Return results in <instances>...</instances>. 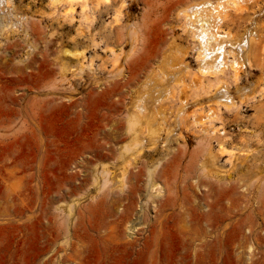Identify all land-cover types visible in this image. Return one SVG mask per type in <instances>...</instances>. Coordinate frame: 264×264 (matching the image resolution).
I'll list each match as a JSON object with an SVG mask.
<instances>
[{
    "label": "rangeland",
    "instance_id": "obj_1",
    "mask_svg": "<svg viewBox=\"0 0 264 264\" xmlns=\"http://www.w3.org/2000/svg\"><path fill=\"white\" fill-rule=\"evenodd\" d=\"M194 1L85 0L75 2L69 8L66 3L52 7L49 0H12L11 20L20 26L24 24V27L17 25L19 28L15 26L4 31L0 28V264H43L56 251L70 249V245L77 241L82 242L79 264H264V243L257 244L253 238L247 242L243 236L244 233L251 235V231L244 227L249 223L254 224L264 236V52L260 53L255 45L259 41L252 48L253 68H244L239 87L232 85L230 88L234 105L230 110L221 105L222 115L215 122L220 133H211L210 137L203 133V136L199 130L189 128L188 123H185V127L181 117L177 122L178 101L167 100L169 105L165 101L160 102L162 105L157 103L160 93L165 95L174 81L197 72L195 50L189 49L191 44L183 31V20L177 15L189 2L192 4ZM123 2L126 3L121 7ZM246 6L248 8L245 12L231 14L225 28L230 29L239 39H244L242 34L248 31L249 34H259L262 41L264 0H248ZM175 7H180L178 12ZM7 10H4L6 15L9 12ZM15 15L16 19L13 17ZM232 16L233 20H237L236 23L231 19ZM140 25L145 27L142 29ZM130 26L134 31L135 28H141L136 31L137 36L128 28ZM155 28L160 32H156L158 29ZM142 30L150 33L143 35ZM154 34H159V37ZM257 35L254 37L258 38ZM131 39L132 44L129 43ZM151 39L162 48L167 44L165 48L171 49L164 51L157 43L154 45ZM159 39L165 40L164 45ZM143 43L147 44L146 47H142ZM11 45H14L13 49ZM155 46L162 54H156ZM137 48L140 54H137ZM141 50L151 56L147 59L142 52L146 62H143L145 58L140 57ZM177 51H186L187 54ZM129 53L138 55L141 63H145L143 69H140L141 63H138L136 56L137 64L135 57V60L130 61L132 56ZM156 58L158 61L154 60ZM159 58L165 61L160 62ZM44 59L49 63L41 62ZM172 59L178 61V65L172 64ZM62 63L67 67L64 73ZM127 63L132 64L131 67L137 71H133ZM159 63L166 65H162L163 68ZM170 64L175 65L174 68ZM152 68L156 70L155 75ZM147 74L155 76L154 79L151 77L150 81ZM158 76L163 83L158 81ZM252 86L257 88L253 90ZM186 94L187 116L197 111V108L200 111L212 104L207 98L194 99L190 90ZM138 98H143L144 105L150 110L153 107L152 111L160 107L163 110L162 114L157 115L160 120L164 111L169 109L166 114L169 113L173 118V133L166 139V134L161 132L162 138L154 140L156 145H152L151 139L144 138V150L140 158L132 161V173L143 168L147 174L145 168L149 164L148 168L155 169L158 175L165 174L175 188L165 186V181L163 183L161 180L153 190H149L147 176H144L139 183L140 192L133 197V215L134 218L140 213L145 215L134 232L121 228L118 235L112 236L120 241H113L107 235L111 234L115 210L107 202L102 203L103 193L99 192L98 183L91 179L95 178V169L100 167L102 161L112 174L109 177L112 189L108 199H117L124 194L121 188L123 158L119 157L121 143L118 141L127 139L128 114L133 111L132 106ZM198 142L203 146H199ZM105 144L108 148L112 147L113 151L104 149ZM221 146L227 152L221 154ZM205 147H208L206 151L211 152L213 164H216L213 165L214 169L211 165L207 175L202 172L204 151L201 149ZM105 153L106 160H100L99 157ZM132 182V187L137 185L135 179ZM129 186L130 189H125L127 193L132 191ZM222 189L228 190V196L224 195ZM125 203L128 204V201ZM214 203V215L200 219L201 212L207 213ZM233 203L234 221L231 222H237L234 228L232 223L229 225L230 221H225L221 227H211L216 213L233 206ZM181 206L184 210H180ZM124 208L121 206L118 213ZM183 223L186 225L183 226ZM202 230L208 232L206 245L198 241L190 244V236ZM138 232L140 235H137ZM66 236L70 239L69 247L65 245ZM135 236L137 240H134ZM130 240H134L132 243L135 244H127ZM74 248L78 247L70 250ZM60 260V264H72L63 258ZM55 261L57 264L58 260Z\"/></svg>",
    "mask_w": 264,
    "mask_h": 264
},
{
    "label": "bare ground",
    "instance_id": "obj_2",
    "mask_svg": "<svg viewBox=\"0 0 264 264\" xmlns=\"http://www.w3.org/2000/svg\"><path fill=\"white\" fill-rule=\"evenodd\" d=\"M50 1V6H54V7H58L59 5H61L62 3H66V5H68L69 6V8H72V6L74 5V3L75 2H85V0H49ZM101 1H106V2H109V1H111V0H101ZM192 1V0H191ZM194 1V0H193ZM254 1V0H253ZM180 2V1H179ZM178 2V3H179ZM248 2V0H197V1H194V3H192V4H190V2H189V4L188 3H186V2H183L184 4L186 3V5L187 6H185V7H183V9L179 12V13H177V15H178V17H179V15H180V18L183 20V31H184V33L187 35V39L189 40V42H190V44H191V46H189L190 48L189 49H191V51H193V50H195V57H196V62H197V65H198V68H197V72H195L194 74H187V75H183L184 77L183 78H180V79H178L177 80V78H176V80L177 81H174V82H172V83H174V84H172L170 87H169V90L168 91H166V94L164 95L163 93H160V95H159V100H158V104L160 103V102H162V103H164L163 101H165V102H168V105L170 104L169 103V101H167V100H170V101H178L179 102V106H178V108H177V118L178 119H176V121L177 120H179L180 118L179 117H181V120L183 121L182 122V124L183 125H185V127H186V124L188 123L189 125H190V127L189 128H193V130L194 129H197V130H199L200 132H202L201 134H206L207 136L209 135V137H210V135H211V133H213L212 135H216V134H218V133H220V129H219V127L216 125V121L217 120H219L220 119V116L222 115H220V113H222V112H220L221 111V105H224L228 110H230L231 108H232V106L234 105V101L235 100H233V98H232V96L230 95V88H231V86L232 85H234L236 88L237 87H239V85H240V82H241V73H242V71H243V69L244 68H247V69H249V68H253V61H252V48H253V44H255V42L256 41H259V43H257V44H255L256 45V47H257V49L258 50H260V53H263L264 52V40H262V41H260L261 40V36L258 34H252V33H248V31L246 32V33H244V34H242L243 36H244V39H239V37H237V36H234L235 34H233L232 33V31L230 30V29H227V27L225 28V23L228 21V19L230 18V16H231V14L232 13H238V14H240V13H243V12H245L246 10H247V8H248V6H246V3ZM126 2H123L122 3V6L121 7H123V5L125 4ZM250 3V2H249ZM12 0H0V13L2 12V16H0V20H1V23H0V28H1V30L2 31H4V30H7V29H9V28H14L15 26H16V28H19V27H17V23H14L13 22V20H11V16H10V8L11 7H13L12 6ZM15 4V3H14ZM257 4V3H256ZM260 4V3H259ZM175 6H176V3L174 4ZM179 5V4H178ZM258 5V4H257ZM181 6H182V4H181ZM256 6V5H255ZM259 6V5H258ZM5 8H7L8 10L7 11H9V12H7V15L5 14V12H4V10H5ZM176 9V11L178 12V10L180 9V7L177 9V7H175ZM14 10H15V6H14V8H13ZM120 9V8H119ZM253 9V8H252ZM12 10V9H11ZM13 10V11H14ZM174 10V11H175ZM163 11V10H162ZM173 11V12H174ZM9 13V14H8ZM164 13H167V12H164ZM14 14V13H13ZM15 14H17V15H19V13H15ZM254 14H256V11H255V13ZM6 15V16H5ZM12 15V14H11ZM168 15V14H167ZM176 15V14H175ZM166 16V15H165ZM164 16V17H165ZM13 17H15V19H16V15L15 16H13ZM18 17H21V16H18ZM18 17H17V19H18ZM24 17V16H23ZM28 17V16H27ZM164 17H163V19H164ZM14 19V21H17V20H15ZM145 19H146V17H145ZM161 19H162V17H161ZM231 19L233 20V16L231 17ZM252 19H253V17H252ZM19 20V19H18ZM157 20V19H156ZM167 20H168V17H167ZM257 20V19H256ZM255 20V21H256ZM148 21H150V20H148ZM162 21V20H161ZM161 21H160V24H161ZM229 21H230V19H229ZM233 21H235V19L233 20ZM237 21V20H236ZM236 21H235V23H236ZM19 22V21H18ZM21 22V21H20ZM19 22V23H20ZM139 22V21H138ZM157 22V21H156ZM250 22V21H249ZM23 23V22H22ZM150 23H152V22H150ZM155 23V22H154ZM158 23V22H157ZM228 23V22H227ZM234 23V24H235ZM253 23V22H252ZM21 24V23H20ZM134 25H135V22L133 23ZM132 24V25H133ZM137 24V23H136ZM139 24H142V23H139ZM229 24V23H228ZM255 24V23H254ZM133 25V26H134ZM146 25V24H145ZM151 25V24H150ZM154 25V24H153ZM158 25V24H157ZM18 26H20V25H18ZM141 26V25H140ZM147 26V25H146ZM161 26V25H160ZM228 26V25H227ZM256 26H258V25H256ZM21 28H23L24 27V24H23V26L21 25L20 26ZM136 27V26H135ZM137 27H139L138 25H137ZM142 27V29L145 27H143V26H141ZM147 27H149L150 28V26H147ZM146 27V28H147ZM228 27H230V26H228ZM129 29L131 28L132 29V26H130V27H128ZM27 29V28H26ZM136 30L134 31L133 29L131 30L132 31V33H133V31L136 33V36H137V30H140V29H138V28H135ZM151 29V28H150ZM149 29V30H150ZM155 29H158V28H155ZM160 29H161V27H160ZM164 29V28H163ZM162 29V30H163ZM249 29V28H248ZM17 30V29H16ZM28 30H29V28H28ZM28 30H26V31H28ZM146 30V29H145ZM165 30V29H164ZM250 30V29H249ZM11 31V30H10ZM13 31V30H12ZM130 31V32H131ZM142 31H144V30H142ZM148 31V30H147ZM30 32V31H29ZM145 32V31H144ZM143 32V35H146V33H147V35H148V32H145L144 33ZM150 32H151V30H150ZM149 32V33H150ZM156 32H160V30L158 29V30H156ZM134 33V34H135ZM154 33V32H153ZM163 33H164V31H163ZM163 33H161V35L163 34ZM10 34H11V32H10ZM29 34V33H28ZM168 34V33H167ZM30 35H31V33H30ZM132 35V34H131ZM140 35H142V33L140 34ZM139 35V36H140ZM153 35V34H152ZM155 35V34H154ZM241 35V36H242ZM255 35H257L258 36V38H256V37H254ZM129 36V35H128ZM155 36H158L159 37V34H156ZM154 36V37H155ZM167 36V35H166ZM264 36V35H263ZM131 37V36H130ZM133 37H135L134 35H133ZM147 36H145V38H146ZM154 37H153V39H154ZM132 38V37H131ZM167 38V37H166ZM30 39V38H29ZM147 39V38H146ZM148 39L150 40V34H149V36H148ZM153 39H151V40H153ZM155 39H157V37L155 38ZM161 39H162V36H161ZM141 40H142V37H141ZM160 40V39H159ZM164 40V39H163ZM134 41H136L135 40V38H134ZM144 41V40H143ZM147 40H145V42H146ZM155 40H153V42H154ZM160 41H162V40H160ZM165 41V40H164ZM164 41H162V45H164L163 44V42ZM168 41V40H167ZM170 41V40H169ZM168 41V42H169ZM176 41V40H175ZM142 42V41H141ZM171 42H173V41H171ZM170 42V43H171ZM47 43V42H46ZM129 43H131L132 44V39L130 40V42ZM155 43V42H154ZM156 43H157V41H156ZM156 43L154 44V45H156ZM136 44H137V42H136ZM158 44V43H157ZM166 44V43H165ZM172 44V43H171ZM47 45V44H46ZM140 45V44H139ZM145 45H147V44H145ZM144 45V43L142 44V47H146ZM149 45H150V42H149ZM153 44H152V42H151V46H152ZM160 44H158V46H159ZM167 45V44H166ZM165 45V46H166ZM12 46V49L14 48V45H11ZM31 46H33V44L31 45ZM131 46H134V45H131ZM136 46V45H135ZM165 46H163V48L161 47V45H160V48L161 49H169L170 47H166L165 48ZM173 46H174V42H173ZM183 46V45H182ZM181 46V47H182ZM188 46V45H187ZM15 47H16V45H15ZM10 48V47H9ZM34 48H35V46H34ZM134 48V47H133ZM136 48V47H135ZM141 48V47H140ZM149 48V47H148ZM151 48H153V47H150L149 48V50L151 49ZM155 48H156V46H155ZM159 48V47H158ZM174 49H175V47H173ZM11 49V48H10ZM138 49V48H137ZM141 49H143V48H141ZM171 49V48H170ZM184 49V48H183ZM36 50V49H35ZM135 50V49H134ZM148 50V51H149ZM152 50H154V48L152 49ZM151 50V51H152ZM156 50H157V48H156ZM156 50H154V51H156ZM163 50H161L162 52H163ZM181 50V49H180ZM186 50V49H185ZM7 51V50H6ZM11 51V50H10ZM13 51V50H12ZM69 51V50H68ZM67 51V52H68ZM133 51V50H132ZM136 51H139V49L138 50H136ZM135 51V52H136ZM153 51V52H154ZM158 51H160L159 49L156 51V54H157V52ZM165 51V50H164ZM70 52V51H69ZM68 52V53H69ZM145 53L144 54V56L146 55V57H148L147 59H149V58H151V56L149 55V56H147V54H148V52H147V54H146V51L144 50V51H142L141 50V56L140 57H143V59L145 60H143V62H146V57H144V56H142V54L143 53ZM153 52H152V57H153ZM171 52V51H170ZM174 52L176 53V51L174 50ZM178 53H181V52H185L186 53V51H177ZM64 53V52H63ZM133 53V52H132ZM159 53H161V52H158V54ZM171 53H173V52H171ZM177 53V54H178ZM12 54H14V52H12ZM75 54V53H74ZM130 54V53H129ZM134 54V53H133ZM136 54V53H135ZM137 54H140V51L137 53ZM162 54V53H161ZM160 54V57L162 56ZM168 54V53H167ZM177 54H176V57H177ZM187 54V53H186ZM186 54H184L185 56H187ZM45 56H46V54H44ZM44 55H43V57H44ZM47 55H49V54H47ZM67 55V54H66ZM131 55V54H130ZM164 55V54H163ZM174 55V54H173ZM179 55V54H178ZM181 55V54H180ZM184 55H182L183 57H182V59H184ZM189 55V54H188ZM12 56V55H11ZM75 56H79V55H75ZM132 56V58H130V61H131V59H134L135 60V58L137 57L138 58V55H135V56H133V55H131ZM130 56V57H131ZM158 56V55H157ZM166 56H168V55H166ZM170 56V55H169ZM33 57H34V55H33ZM47 57H49V56H47ZM81 57V56H80ZM135 57V58H134ZM171 57V56H170ZM169 57V58H170ZM175 56H172V58H174ZM175 57V58H176ZM30 58V57H29ZM82 58V57H81ZM126 58H128V57H126ZM137 58H136V62L135 61H133L132 60V62H135L136 64H137V61L139 60V58H138V60H137ZM155 58V57H154ZM162 58H164V56H162ZM165 58H167V57H165ZM169 58H167V59H169ZM174 58V59H175ZM178 58V57H177ZM176 58V59H177ZM180 58V61L182 62L183 60H181V57H179ZM31 59V58H30ZM45 59H47V58H45ZM42 60L41 62H43V61H45V62H47V63H49L48 62V60L46 61V60ZM142 59V58H141ZM171 59V58H170ZM35 60V59H34ZM34 60H32V61H34ZM125 60V59H124ZM128 60H129V58H128ZM152 60H153V58H152ZM154 60H157L158 61V59L156 58V59H154ZM161 59L159 58V61H160ZM164 60V59H163ZM163 60H161L162 62H163ZM173 60V59H172ZM4 61V60H3ZM151 61V60H150ZM160 61V62H161ZM165 61V60H164ZM176 61V60H175ZM0 62H2V61H0ZM127 62H129V61H127ZM153 63H154V61H152ZM167 62V61H166ZM168 62H170V61H168ZM176 62H178V61H176ZM176 62H174V60H173V62H171L172 64H175V65H178ZM180 62V63H181ZM7 63V62H6ZM34 63H36V61H34ZM33 63V64H34ZM134 63V64H135ZM138 63H141V61L139 60L138 61ZM157 63V62H156ZM183 63V62H182ZM187 63V62H186ZM1 64V63H0ZM31 64V63H30ZM45 64V63H44ZM63 64V63H62ZM65 64V63H64ZM62 65V67H61V69L63 70L62 71V73H64V71L65 70H67V67L65 66V65ZM128 64V63H127ZM126 64V66H128L129 65V67H131V65L130 64H128L127 65ZM143 63H141L140 64V66L142 67V68H140L139 66H137L138 68H140V69H143V66H144V64L142 65ZM149 63H146V65H148ZM152 64V63H151ZM150 64V65H151ZM159 64H161V63H159ZM164 64V63H163ZM163 64H161V66L163 65ZM172 64H170L171 65V67H173L174 68V66L175 65H173L172 66ZM184 64V63H183ZM8 65H10V64H8ZM32 65V64H31ZM85 65V64H84ZM83 65V66H84ZM139 65V64H138ZM157 65V64H156ZM166 65V64H165ZM165 65H163V66H165ZM185 65V64H184ZM187 65H189V64H187ZM12 66V65H11ZM43 66V65H42ZM41 66V67H42ZM45 66H47V64L45 65ZM136 66V65H135ZM134 66V67H135ZM159 66V65H158ZM158 66H157V69H158ZM162 66V67H163ZM191 66V65H190ZM10 67V66H9ZM14 67V66H13ZM32 67V66H31ZM86 67V66H85ZM136 67V68H137ZM145 67H147V66H145ZM162 67H161V69H162ZM183 67V66H182ZM181 67V68H182ZM188 67V66H187ZM8 68V67H7ZM21 68V67H20ZM20 68L18 69V68H16V70L18 69V70H20ZM27 68H30V66L29 67H26L24 70H26ZM123 67H121L120 69H122ZM124 68H125V66H124ZM132 68V67H131ZM154 68V67H153ZM152 68V69H153ZM164 68V67H163ZM168 68H170L169 67V65H168ZM8 69H11V68H8ZM15 69V68H14ZM13 69V70H14ZM22 70H23V67L21 68ZM130 69V68H129ZM133 69V68H132ZM150 70H151V68H149ZM165 69H166V67H165ZM164 69V70H165ZM176 69V68H175ZM175 69H172L173 70V72H176L177 73V75H178V72L175 70ZM180 69V68H179ZM17 70V71H18ZM83 70V69H82ZM92 70V69H91ZM124 70V69H123ZM123 70H122V72H123ZM126 70H127V68H126ZM134 70H136L137 71V69H133V71ZM150 70H149V72H150ZM153 70H155V69H153ZM160 70V69H159ZM175 70V71H174ZM186 70H187V68H186ZM246 70V69H245ZM10 71V70H9ZM12 71V70H11ZM129 71H131V70H129ZM147 71V70H146ZM168 72H169V70H167ZM166 71V72H167ZM171 71V70H170ZM179 71V70H178ZM183 71L185 72V70L183 69ZM193 71V70H192ZM20 72H22V71H20ZM68 72V71H67ZM67 72H65V73H67ZM143 72V71H142ZM154 72V71H153ZM157 72H159L158 70H157ZM183 72V73H184ZM19 73V72H18ZM134 73V72H133ZM148 73V72H147ZM155 73H156V70H155V72H154V74L153 75H155ZM162 73V72H161ZM163 73H164V75H165V72L163 71ZM186 73V72H185ZM120 74V73H119ZM119 74H118V76H119ZM149 74V73H148ZM147 74V75H148ZM151 74V73H150ZM169 74H171V73H169ZM157 75H158V73H157ZM160 75V74H159ZM162 75V74H161ZM146 76V75H145ZM174 76V75H173ZM126 77H128V76H126ZM143 77V76H142ZM148 77H149V79H150V81H151V77L154 79V77L153 76H149L148 75ZM160 76H158L157 77V79L159 78ZM162 77V76H161ZM168 77V76H167ZM175 77H179V76H175ZM174 77V78H175ZM181 77H182V75H181ZM211 77H214V78H211ZM174 78H171V79H174ZM65 79H66V77H65ZM120 79V78H119ZM128 79V78H127ZM144 79H146V80H144L145 81V83H146V81H147V77L146 78H144ZM156 79V80H157ZM143 80V79H142ZM161 81V79H158V81ZM169 80V79H168ZM149 81V80H148ZM149 81V82H150ZM153 81V80H152ZM170 81V80H169ZM162 83H163V81H161ZM160 82V84H158V82H156L157 83V85H162V83ZM168 82V81H167ZM171 82V81H170ZM259 82H260V80H259ZM136 83V82H135ZM141 83H142V81H141ZM155 83V82H154ZM169 83V82H168ZM117 84V83H116ZM139 85V84H138ZM142 85V84H141ZM143 85H145V84H143ZM164 85H166V84H164ZM244 85V84H243ZM257 85V84H256ZM260 85V84H259ZM258 85V86H259ZM127 86V85H126ZM155 86V85H154ZM242 86V85H241ZM125 87V86H124ZM136 87V86H135ZM147 87V86H146ZM157 87V86H156ZM166 87V86H165ZM256 87V86H255ZM255 87L254 86H252V89L254 90L255 89ZM134 88V87H133ZM153 88H155V87H153ZM164 88V87H163ZM248 89L250 88V87H247ZM257 88V87H256ZM260 88V87H259ZM139 89V88H138ZM240 89H242V87L240 88ZM244 86H243V91H244ZM139 90H142V88H140ZM146 90H147V88H146ZM154 90V89H153ZM166 90H167V87H166ZM188 90H190V91H192V97L194 98V99H197V98H201V97H203V98H207V99H209L210 100V102H212V104H210V102L208 103V102H206V103H208V104H210V105H208L207 106V108H203V109H201L200 111H198V108H197V111L195 110V112H192L191 113V111H189V113H191L190 115H186V111H185V107L187 106V98H185V95H187L186 93H187V91ZM251 90V89H250ZM143 91V90H142ZM243 91H242V93H243ZM245 91H247V90H245ZM262 91H263V88H262ZM261 91V92H262ZM118 92V91H117ZM150 92V91H149ZM153 92V91H152ZM151 92V93H152ZM161 92H163V91H161ZM238 92H239V89H238ZM241 92V91H240ZM240 92H239V94H240ZM251 92V91H250ZM128 93H130V92H128ZM144 93V92H143ZM165 93V92H164ZM251 93H253V91L251 92ZM144 94H148V93H144ZM157 94V93H156ZM155 94V95H156ZM162 94V95H161ZM254 94V93H253ZM143 95V94H142ZM142 95H141V97H142ZM191 95V94H190ZM189 95V97H191ZM246 95V94H245ZM252 95V94H251ZM251 95H249V96H251ZM241 96V95H240ZM139 97V96H138ZM146 97V96H145ZM155 97V96H154ZM188 97V96H187ZM188 97V98H189ZM244 97H246V96H244ZM247 97H248V95H247ZM133 98H134V96H133ZM148 98V97H147ZM151 98V97H150ZM193 98H192V100H193ZM240 98V97H239ZM242 98V97H241ZM249 98V97H248ZM254 98V97H253ZM132 99V98H131ZM190 99V98H189ZM244 99V98H243ZM145 100V99H144ZM154 100V99H153ZM199 100V99H198ZM246 100V99H245ZM208 101V100H207ZM136 103H134L133 104V106H132V112L130 113V114H128V126H127V131H126V134H127V139H121L120 141H118V142H120L121 143V147H120V158L122 159V185H121V188H122V190H123V192H124V194L123 195H119L118 197H117V199H113V200H109L108 198H109V196H110V189H112V187H111V185H110V183H111V180H110V175H112L111 174V172H110V170L105 166V164H102V161H101V165H100V167L99 168H96L95 170H96V175L94 176L95 178L94 179H91V180H94L95 181V183H98V184H96V185H101L100 187L98 186V188H99V192H102L103 194H102V196H103V198H102V203H106L107 202V205L108 206H111V208H113L114 210H115V214L113 215V217H114V220L112 221V224L111 225H113V227L110 229V232H111V234H108L107 235V237L108 236H113V235H116L119 231L118 230H120L121 228L122 229H125V230H127V231H132V232H134L137 228H138V222L139 221H141L142 220V216H144L145 214H143V215H137V217L136 218H134V215H133V211H134V199H133V197H136V195L140 192L139 190H141L140 189V187H139V183L142 181V178L144 177V176H147V179H148V184H149V190H153L154 188H155V186H157L158 185V183H159V181H161L162 180V182H163V180L165 181V183H164V185L165 186H171V188L173 189V187L174 186H172L171 185V181L167 178V176L164 174V175H158V173L156 174L155 173V169L154 170H152L151 168H148V166H149V164L148 165H146V170H147V174L141 169V170H138V172H135V173H132V169L130 168L131 166H132V161L134 160H137L138 158H140V156H141V153H142V151L144 150V142H145V139L144 138H146V139H151L150 141L152 142L153 141V143H152V145H154L155 143H154V140L155 139H159L161 136V132L163 133H165L166 134V139H169V136H170V134H172L173 132V128H171V116H169L168 114H166V109H168V108H166L165 110L166 111H164L165 113L163 114V117L161 118V120H160V118H157V115L159 116V114H162V111H161V109H160V107L157 109V110H153L152 111V105H151V110L149 109V108H147V106H145L144 105V101H143V98H138V100L137 101H135ZM188 102H189V100H188ZM196 102H197V100H196ZM199 102H201V101H199ZM198 102V103H199ZM203 102V101H202ZM231 102V103H230ZM38 103V102H37ZM37 103H35V105L37 104ZM46 103V102H45ZM154 103V102H153ZM156 103V104H157ZM162 103H160L161 105H162ZM172 103V102H171ZM197 103V104H198ZM44 104V103H43ZM42 104V105H43ZM136 104V105H135ZM150 104H152V103H150ZM155 104V103H154ZM155 104V105H156ZM157 104V105H158ZM167 104V103H166ZM174 104V103H173ZM194 104H195V101H194ZM193 104V105H194ZM237 104H238V101H237ZM160 105V106H161ZM165 105V104H164ZM167 105V106H168ZM172 105V104H171ZM202 105H204V104H202ZM40 106V105H39ZM149 106V105H148ZM154 106V105H153ZM167 106H164V107H167ZM173 106V105H172ZM189 106H191L190 104H189ZM188 106V107H189ZM196 106V105H195ZM34 107V106H33ZM41 107V106H40ZM156 107V106H155ZM163 107V106H162ZM199 107H201V106H199ZM203 107V106H202ZM38 108V107H37ZM44 108V107H43ZM169 108H170V106H169ZM172 108H174V106L172 107ZM189 108H191V107H189ZM193 108V107H192ZM194 108H196V107H194ZM193 108V109H194ZM42 109V108H41ZM164 109V108H163ZM31 110H33V109H31ZM159 110H160V113H159ZM174 110H175V108H174ZM170 110L168 109V111L167 112H169ZM172 111V110H171ZM33 112H34V110H33ZM158 112V113H157ZM173 112V111H172ZM35 113H36V111H35ZM34 114V113H33ZM188 114V113H187ZM35 116H37V114L35 115ZM33 117V116H32ZM175 118V117H174ZM172 120H173V118H172ZM180 120V121H181ZM174 121H175V119H174ZM178 122V121H177ZM176 122V123H177ZM216 122V123H215ZM175 123V122H174ZM186 123V124H185ZM181 124V123H180ZM173 125V124H172ZM175 125V124H174ZM176 125H178V123L176 124ZM188 125V126H189ZM187 126V127H188ZM177 127H179V125L177 126ZM181 127V126H180ZM125 128V127H124ZM182 129V128H181ZM186 129V128H185ZM172 130V131H171ZM189 130V129H188ZM204 134H203V136H204ZM198 135H200V133H198ZM125 137V136H124ZM208 137V138H209ZM213 137V136H212ZM162 138V137H161ZM201 138H202V135H201ZM200 138V139H201ZM205 138H207L206 136H205ZM207 138V139H208ZM215 138V137H214ZM210 139V138H209ZM105 140V139H104ZM110 140H112V139H110ZM113 140H115V139H113ZM204 140H206V139H204ZM109 141V140H108ZM116 141V140H115ZM158 141V140H157ZM168 141V140H167ZM207 141V140H206ZM156 142V141H155ZM169 142V141H168ZM205 142V141H204ZM208 142H209V140H208ZM207 142V143H208ZM51 143V142H50ZM63 143H65V142H63ZM109 143H111V141L109 142ZM109 143H106L107 145L109 144ZM147 143V142H146ZM156 143H158V142H156ZM199 143V146H203L202 145V143L200 144V142H198ZM207 143H205V144H207ZM98 144V143H97ZM106 144H105V148L103 147V145H102V147L104 148V149H108V150H112L113 151V148L112 147H110V148H108V147H106ZM113 144V143H112ZM49 145V144H48ZM110 145V144H109ZM114 145H115V143H114ZM118 145H120V144H118ZM156 145V144H155ZM46 146H47V144H46ZM208 146V145H207ZM210 146V145H209ZM208 146V147H209ZM115 147V146H114ZM208 147H205L206 149H201L202 151H204V153H203V155H202V157H203V161H202V172L204 173V175H207L208 174V171L210 170V167H211V165H212V168H213V165L215 164H213V157H212V155H211V152H209V151H206L207 150V148ZM211 147V146H210ZM199 148H201V147H199ZM210 149V148H209ZM103 150V149H102ZM219 152L221 153V154H223L224 152H227V149H225V147L224 146H221V149L219 150ZM202 153V152H201ZM229 154V153H228ZM105 155H107L106 153L105 154H103V155H101L100 157H99V159L100 160H106L105 158H106V156ZM97 156V155H96ZM180 158H182V157H180ZM95 159H96V157H95ZM90 160V159H89ZM110 160V159H109ZM123 160H124V162H123ZM180 160V159H179ZM182 161V160H181ZM181 161H179V163L181 162ZM177 162H178V160H177ZM177 162H176V164H177ZM92 163V162H91ZM178 163V164H179ZM87 164V163H86ZM177 164V165H178ZM181 164V163H180ZM98 165H99V163L97 164V167H98ZM216 165V164H215ZM88 166H90V165H88ZM158 166V165H157ZM179 166V165H178ZM87 167V166H86ZM175 167V166H174ZM153 168H154V166H153ZM179 168V167H178ZM177 168V169H178ZM214 169V168H213ZM217 169V168H216ZM78 170V169H77ZM179 170V169H178ZM89 171V170H88ZM92 172V171H91ZM90 172V173H91ZM164 173V172H163ZM162 173V174H163ZM177 173V172H176ZM167 174V173H166ZM174 174V173H173ZM158 175V176H157ZM92 177V176H91ZM173 177H174V175H173ZM176 177V176H175ZM87 178V177H86ZM90 178V177H89ZM170 178V177H169ZM132 179L134 180H136V182H137V185L136 186H134V187H132V185H133V182H132ZM93 181V182H94ZM89 182V181H88ZM175 182V181H174ZM162 183V184H163ZM88 184V183H87ZM93 184V183H92ZM136 184V183H135ZM172 184H173V181H172ZM94 185V184H93ZM95 185V186H96ZM129 185H131V193H127V191L125 192V189H130V186ZM106 188L107 189H109L108 191H106ZM170 188V187H169ZM170 188V189H171ZM175 188V187H174ZM81 189V188H80ZM90 189V188H89ZM168 189V188H167ZM175 190V189H174ZM181 190V189H180ZM223 190V189H222ZM169 191H171V190H169ZM223 193H224V195L225 196H228V190L227 189H225V190H223ZM222 194V191L220 192V195ZM83 196V195H82ZM85 196V195H84ZM222 196V195H221ZM176 198V197H175ZM227 199H228V197H227ZM232 198L230 197V200H231ZM70 200V199H69ZM101 200V199H100ZM172 200V199H171ZM175 200V199H174ZM229 200V199H228ZM124 201H128V204L127 203H125L124 204ZM66 202V201H65ZM172 202H173V200H172ZM183 202V201H182ZM185 202V204H186V201H184ZM233 202V201H232ZM77 203V202H76ZM174 204H176V202H173ZM127 204V205H126ZM184 204V203H183ZM182 204V205H183ZM235 203H233V206H228L226 209H220V213H216V216L214 217V219H213V221L214 222H212L210 225H212L211 227H214V226H219V227H221V224L222 223H224L225 221L227 222V221H230L229 222V225H230V223H232L231 225L233 226V228H234V224H236V223H234L233 224V222H231V221H234L233 219H234V205ZM76 205V204H75ZM170 205L172 206V204L170 203ZM187 205V204H186ZM185 205V206H186ZM218 205H220L219 203H218ZM230 205H232V204H230ZM71 206V205H70ZM121 206L123 207H125L124 208V210L121 212V213H118L119 212V210H120V208H121ZM174 206H176V205H174ZM173 207V206H172ZM172 207H170V206H168V208H172ZM182 207V206H181ZM216 207V205H215V203L213 204V205H211V208H210V210L207 212V213H205V212H201V214L199 215V217H200V219H205L206 218V216H208V217H211V216H213L214 215V212H213V210H214V208ZM72 209V208H71ZM173 209H174V207H173ZM179 209H180V207H179ZM73 210V209H72ZM180 210H184V208L182 207ZM63 211V210H62ZM145 211V210H144ZM70 212V211H69ZM73 213V212H72ZM139 213V212H138ZM137 213V214H138ZM143 213V212H142ZM219 214V215H218ZM171 216V215H170ZM172 217V216H171ZM64 219V218H63ZM62 219V220H63ZM67 219V218H66ZM161 219V218H160ZM200 219H198V222H200ZM69 220V219H68ZM167 220V219H166ZM64 221V220H63ZM145 221H146V219H145ZM144 221V222H145ZM158 222H159V220H158ZM197 222V223H198ZM57 223V222H56ZM143 223V222H142ZM155 223V222H154ZM263 223V222H262ZM64 224V223H63ZM68 224V223H67ZM145 224V223H144ZM142 225V224H141ZM148 225H150V224H148ZM186 225V224H185ZM184 225V223H183V226H185ZM229 225H227V226H229ZM63 226V225H62ZM155 226V225H154ZM231 226V227H232ZM238 226V225H237ZM65 227V225L63 226V228ZM245 227V229H249L250 231H251V235H247V234H243V236H244V238H245V240L248 242L250 239H252L253 238V240H255L256 241V243L258 244V243H264V236L261 234V231H259V229L258 228H256L255 226H254V224H252V223H249L248 225H246V226H244ZM246 227H248V228H246ZM62 228V229H63ZM204 228V227H203ZM242 228V227H241ZM226 229V228H225ZM237 229H239V228H237ZM65 230V229H64ZM68 230V229H67ZM231 230V229H230ZM236 230V229H235ZM122 231V230H121ZM229 231V230H228ZM235 232V231H234ZM65 233H66V231H65ZM122 233V232H121ZM140 232H138L137 233V235L139 234ZM142 233V232H141ZM207 234H208V232H207V230H202L201 232H197L196 231V233L194 232V234L192 235V234H190V235H192V236H190V244H192V243H195L196 241H198V242H201V243H203V244H205L206 245V238H208L207 237ZM118 235V234H117ZM140 235V234H139ZM189 235V234H188ZM67 238V240L65 241V245H69L70 244V242H69V240L70 239H68L69 237L68 236H66ZM53 238V237H52ZM65 238V237H64ZM117 237H112L111 239H113V241H115V239H116ZM120 238V237H119ZM60 239V238H59ZM109 239V238H108ZM126 239H127V237H126ZM128 239H130V236L128 237ZM188 239V238H187ZM186 239V240H187ZM119 239H116V241H118ZM134 240H137V237L135 236V239ZM133 240V241H134ZM139 240H140V238H139ZM48 241V240H47ZM46 241V242H47ZM120 241V240H119ZM132 240H130V241H127V244H135V242L134 243H132L133 242ZM56 242V241H55ZM211 242V241H210ZM209 242V243H210ZM82 242H80V241H77L76 243H74L73 245L71 244L70 246H71V248L72 247H75V246H77L78 248H74V249H72V250H70V249H61L59 252L58 251H56L54 254H53V256L51 257V258H49L47 261H45L43 264H55L54 262H56L55 260H58L57 261V264H60L61 263V260L59 261V259H64L66 262H70V263H72V264H79V263H77L78 262V260L81 258V255H82V253H81V247H82V244H81ZM126 244V245H127ZM189 244V245H190ZM203 244H201V245H203ZM131 245V246H132ZM128 246V245H127ZM130 246V247H131ZM136 246V245H135ZM45 247H47V246H45ZM69 247V246H68ZM202 248H203V246H202ZM51 249V248H50ZM189 249V248H188ZM75 250V252H73ZM70 251H72L71 253H69ZM189 251V250H188ZM187 251V252H188ZM50 252V251H49ZM186 252V253H187ZM64 255H63V254ZM62 255H63V257H62ZM186 255V254H185ZM12 257V256H11ZM62 257V258H61ZM185 258H186V256H185ZM82 261V260H81ZM217 262V261H216ZM199 263V262H198ZM212 263V262H211ZM64 264V263H63Z\"/></svg>",
    "mask_w": 264,
    "mask_h": 264
}]
</instances>
